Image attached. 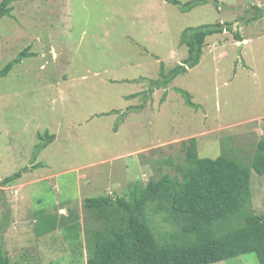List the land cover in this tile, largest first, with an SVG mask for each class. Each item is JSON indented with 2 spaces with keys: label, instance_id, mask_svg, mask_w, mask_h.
<instances>
[{
  "label": "rangeland",
  "instance_id": "374dc122",
  "mask_svg": "<svg viewBox=\"0 0 264 264\" xmlns=\"http://www.w3.org/2000/svg\"><path fill=\"white\" fill-rule=\"evenodd\" d=\"M191 1L10 4L0 20V71L29 48L0 76V232L13 264H87L88 250L71 235L38 237L35 212L77 210L86 243L85 230L99 222L85 199L130 197L137 182L178 174L191 137L201 157L251 165L264 139V0H203L184 10ZM216 22L223 31L209 35L200 62L151 94V82L162 83L188 56L186 30ZM39 133L56 134L42 151ZM25 167L19 181L1 183ZM250 190L243 213L219 221L224 230L244 214H264V175L254 169ZM150 214L162 234L179 229ZM211 264L260 260L250 252Z\"/></svg>",
  "mask_w": 264,
  "mask_h": 264
},
{
  "label": "trees",
  "instance_id": "16d2710c",
  "mask_svg": "<svg viewBox=\"0 0 264 264\" xmlns=\"http://www.w3.org/2000/svg\"><path fill=\"white\" fill-rule=\"evenodd\" d=\"M14 1L17 0L1 1L0 20L12 14L10 4ZM202 2H187L183 9L191 10ZM215 2L220 5L218 0ZM258 10L263 13L261 8ZM223 25L216 22L186 30L188 56L170 70L162 83L151 82V94L187 67L196 66L207 38L222 32ZM229 25L227 22L231 29ZM236 36L243 40L240 34ZM28 54L26 48L0 71V76L6 75ZM142 94L148 92L144 90L132 96ZM39 137L46 139L37 146L42 151L56 134L39 133ZM183 147L186 163L177 168L178 174L164 173L159 179L137 182L130 197L103 194L86 198V208L99 222L93 229L85 230L86 243L81 240L84 236L81 215L75 209H69L67 214L37 210L35 233L41 237L60 230L67 238L71 235L72 241H76L72 245L79 244V251L88 250L87 264H211L250 252L256 253L260 264H264V214H244V223L227 230L219 223L243 213L251 196L252 170L264 175V139L260 140L251 165L227 155L201 157L197 137L184 140ZM26 169L6 176L1 183L10 185L19 181ZM149 214L160 216L164 221L162 226L169 225L166 222L176 223L179 229L162 234L159 231L162 228L157 226L156 231L149 224L153 221L147 220ZM5 232L6 229L0 232V264H13L5 244Z\"/></svg>",
  "mask_w": 264,
  "mask_h": 264
}]
</instances>
